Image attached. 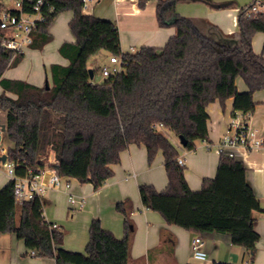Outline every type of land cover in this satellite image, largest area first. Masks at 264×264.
I'll return each instance as SVG.
<instances>
[{
  "label": "trees",
  "instance_id": "1",
  "mask_svg": "<svg viewBox=\"0 0 264 264\" xmlns=\"http://www.w3.org/2000/svg\"><path fill=\"white\" fill-rule=\"evenodd\" d=\"M149 1L139 0V4L145 7ZM151 1L157 3L159 25L174 26L176 34L164 47L124 52L116 22L83 13L82 0H49L43 7L45 19L33 32L31 48L40 49L52 40L50 25L66 11L73 12L69 27L76 40L61 45L60 53L70 63L51 66L50 88L3 77L24 54L3 45L5 32L0 29V83L17 95L0 94V111L6 112L5 132L14 143L7 149V162L14 164L20 177L55 169L60 176L91 183L97 190L113 176L112 166L120 162L121 153L130 144L146 145L149 163L163 152L169 184L161 193L152 185H140L144 206L160 212L168 224L188 231L228 233L234 244L254 254L260 239L256 220L216 212V178L204 179L202 188L193 191L185 177V165L178 162L179 149L167 133L184 136L187 144L182 147L193 150L198 140L209 139L207 107L211 103L219 101L224 107L231 98L233 115L255 111L254 93L264 90V45L263 52L257 54L252 42L257 33H264V14L248 16L251 4L242 7L237 16L239 41L225 45L202 33L192 18L177 12L178 2L183 0ZM196 1L212 7L214 3ZM24 2V10L30 12L29 1ZM5 8L0 0V15ZM100 51L120 57L124 66L116 76L95 83L88 61ZM238 77L243 78L247 90L238 89ZM50 151L56 164L47 161ZM219 163L220 170H246L242 160L226 152L220 154ZM14 188L13 180L0 188V235L16 234L35 255L52 258L56 264H131L129 202L116 207L125 217L123 238L94 219L85 251L76 252L63 247L65 230L54 228L45 219L42 197L19 204Z\"/></svg>",
  "mask_w": 264,
  "mask_h": 264
},
{
  "label": "crops",
  "instance_id": "2",
  "mask_svg": "<svg viewBox=\"0 0 264 264\" xmlns=\"http://www.w3.org/2000/svg\"><path fill=\"white\" fill-rule=\"evenodd\" d=\"M213 1V4L221 5L219 8L211 6L215 11H205L204 6L200 4L202 1L196 0L178 2L176 9L184 17H203L192 18L202 33L213 36L225 45L236 44L240 38L237 16L243 6L229 8L232 4L229 0ZM139 5V0H94L90 3L87 14L117 23L124 52H134L144 46L164 47L176 34V28L159 25L155 1L150 0L145 7ZM133 6L139 7L138 14L132 12ZM195 10H201V15L195 13ZM128 16L133 18L128 21ZM72 17V11L63 12L56 17L49 28L52 40L40 49L28 48L18 65L8 68L3 77L25 81L38 87H44L48 83L52 87L51 66H67L70 63L60 53V47L64 42L76 41L69 27ZM252 44L257 54L262 53L264 33H257ZM104 53L105 51H100L89 60L100 61ZM98 82L99 80L95 83ZM236 84L240 91L248 89L242 77L237 78ZM3 93L17 97L14 93L6 91L0 83V94ZM254 100L257 105L249 124L259 135H264V91L259 94L256 91ZM207 112L208 140H198L193 150H186L180 142L170 139L177 145L179 157L184 159L185 177L193 191L202 188L204 179L216 178V212L249 216L256 220L255 227L260 239L256 243L254 254L249 249L234 244L228 233L188 231L178 225L168 224L160 212L146 208L140 195V185H152L161 193L168 187L169 179L163 152L159 151L154 161L149 163L146 145L136 143L130 144L121 153L120 162L112 166L113 176L101 188L96 190L91 183H81L75 178L65 177L71 184L70 188L63 185L60 189H48L42 195L45 219L65 230L63 247L84 252L94 219H98L101 225L116 237L123 238L125 217L116 207L118 203L127 201L130 204L133 227L131 264H264V147L257 150L235 148V157L244 162L246 170H220L218 144L229 131L234 116L233 99L229 98L224 107L219 101H215L208 105ZM2 114L6 115V112L0 111V115ZM5 120L3 117L0 119V128L5 124ZM47 161H56L52 151L49 152ZM7 171L6 164L0 161V188L11 181ZM49 177L50 171L47 169L43 172L42 179L47 182ZM71 197L76 201L72 203ZM17 218L19 219V213ZM196 236L202 237L208 260H199L193 256L191 246ZM32 251L16 234L0 235V264H56L54 259L38 257Z\"/></svg>",
  "mask_w": 264,
  "mask_h": 264
},
{
  "label": "built area",
  "instance_id": "3",
  "mask_svg": "<svg viewBox=\"0 0 264 264\" xmlns=\"http://www.w3.org/2000/svg\"><path fill=\"white\" fill-rule=\"evenodd\" d=\"M13 2L12 6H6L0 15V29L5 32L3 45L7 49L23 53L31 47L33 41V32L37 28L38 22L45 19L43 7L48 4L49 0H28L31 7L30 12L24 10V0H9ZM83 13H89L90 3L94 0H82ZM140 6V5H139ZM134 14L140 12L139 7H132ZM53 10V8H51ZM51 11V10H50ZM264 14V0H253L251 7L247 10L248 16H258ZM89 15V14H88ZM110 61L116 65L109 69L103 68V74L107 77L120 73L123 69V61L118 56H111ZM252 113H236L229 127V131L223 136L218 144V151L228 153L235 157V148L244 147L247 150H257L264 147V135H259L249 124ZM7 154V149L0 148V155ZM180 165H185L182 157L178 158ZM57 163V159L54 164ZM10 179L15 181V198L16 202L21 204L24 201L31 200L35 197H42L48 189H60L63 185L70 188L71 184L65 177L60 176L55 169H48L50 177L47 182L42 179V171L39 174L29 173L28 176H17L14 170V164L5 162ZM70 201L75 202L71 197ZM54 228L58 226L53 224ZM192 254L196 259L208 260V253L204 249V241L201 236H196L192 241ZM35 251L33 250L32 253ZM245 264H250L249 262Z\"/></svg>",
  "mask_w": 264,
  "mask_h": 264
},
{
  "label": "rangeland",
  "instance_id": "4",
  "mask_svg": "<svg viewBox=\"0 0 264 264\" xmlns=\"http://www.w3.org/2000/svg\"><path fill=\"white\" fill-rule=\"evenodd\" d=\"M229 1L232 2V4H230L229 8H232V6H233V7H236V6H239V5H240V6H243V7H246V6H249V5L253 2V0H229ZM3 2H4V4H5L7 7L13 5V2H11V1H9V0H3ZM200 4H202V6H204L203 8H204L205 11H215L214 9H212V7H211L210 5H208V4L205 3V2H202V3H200ZM200 11H201V10H195V13L201 15V14H200ZM128 17H129V16H128ZM131 18H133V17H129L128 21H130ZM134 18H135V17H134ZM189 18H203V17H201V16H189ZM133 20H134V19H133ZM128 21H127V22H128ZM126 25H127V24H126ZM139 49H140V48H138V50H139ZM138 50H135L134 52H136V51H138ZM103 56H104V57L101 58L100 61H98V60L95 61L94 59H93L92 61H90V66H91L90 68H91V69H94V70L96 71L95 77L92 79V81L97 82V81L99 80V82H100V81L103 82L105 79L109 78V77H107V76H105V75L103 74V68H104L105 66H107L109 69H112V68L114 67V64L111 63V61H110L111 54H110L109 52L105 51V53H104ZM90 68H89V69H90ZM263 91H264V90H263ZM259 92H262V90H261V91H258V94H259ZM260 94H261V93H260ZM2 117H3V118H6V115H4V114L0 115V119H1ZM0 130H1V128H0ZM0 135H1V139H2V140H0V148H1V149H3V148H5V149H9V148L14 147V143L11 141V139L8 138L6 132H1ZM168 135H169L170 138L174 139V141H178V142H180L179 137H177V136L175 135V133H173V132H168Z\"/></svg>",
  "mask_w": 264,
  "mask_h": 264
},
{
  "label": "water",
  "instance_id": "5",
  "mask_svg": "<svg viewBox=\"0 0 264 264\" xmlns=\"http://www.w3.org/2000/svg\"><path fill=\"white\" fill-rule=\"evenodd\" d=\"M213 7H215V8H219V7H221V5H220V4H213ZM89 73H90V78L93 79V78H94V72H93V69L90 68V69H89ZM45 87H46V88H50V85H49L48 83H46ZM5 131H6V124H2V128H1V130H0V133H1V132H5ZM179 139H180V143H181V145H182V146H186L187 141H186L185 137L181 135V136H179ZM0 140H2V139H1V135H0ZM6 160H7V154L0 155V161H1V162L5 163Z\"/></svg>",
  "mask_w": 264,
  "mask_h": 264
}]
</instances>
